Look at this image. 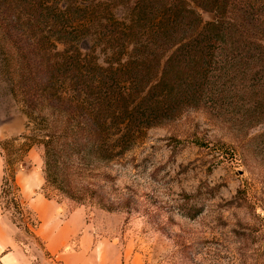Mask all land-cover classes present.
<instances>
[{
	"label": "rangeland",
	"instance_id": "rangeland-1",
	"mask_svg": "<svg viewBox=\"0 0 264 264\" xmlns=\"http://www.w3.org/2000/svg\"><path fill=\"white\" fill-rule=\"evenodd\" d=\"M24 1L0 0V125L23 117L20 134L0 135V264H264V54L211 67L198 107L149 128L119 159L95 166L85 183L99 187L103 202H72L44 188L41 146L23 154L6 144L31 133L11 34L25 38L30 20L41 26L37 38L55 36L48 26L54 16L32 13ZM134 1L36 0L73 23L71 32L85 20L65 12L69 7L102 4L108 10L99 7L97 21H123ZM245 1L264 13V0ZM14 24L18 31L5 30ZM242 25L244 36L257 37ZM98 32L91 28L81 39L83 55ZM92 54L103 63L101 47Z\"/></svg>",
	"mask_w": 264,
	"mask_h": 264
},
{
	"label": "trees",
	"instance_id": "trees-1",
	"mask_svg": "<svg viewBox=\"0 0 264 264\" xmlns=\"http://www.w3.org/2000/svg\"><path fill=\"white\" fill-rule=\"evenodd\" d=\"M24 2L32 13L54 16L48 26L55 36L37 38L35 25L41 26L30 20L25 38L11 34L31 133L6 144L23 154L41 146L44 188L72 202H103L99 187L85 183L95 166L119 159L149 128L198 107L213 80L211 67L245 61L251 51L264 54V13L245 0H135L127 20L111 14L105 22L94 18L99 7L108 10L102 4L74 5L65 12L85 22L72 32L73 23L47 2ZM203 12L215 18L204 20ZM238 19L257 37L244 36ZM5 28L18 31L15 24ZM91 28L99 38L83 55L81 39ZM97 47L103 63L91 55Z\"/></svg>",
	"mask_w": 264,
	"mask_h": 264
},
{
	"label": "crops",
	"instance_id": "crops-1",
	"mask_svg": "<svg viewBox=\"0 0 264 264\" xmlns=\"http://www.w3.org/2000/svg\"><path fill=\"white\" fill-rule=\"evenodd\" d=\"M3 120L4 121L1 122V125H0V135L12 136V135H18L22 132L23 117L20 114H13L10 117L5 118ZM44 206L48 207L49 204L45 203Z\"/></svg>",
	"mask_w": 264,
	"mask_h": 264
},
{
	"label": "water",
	"instance_id": "water-1",
	"mask_svg": "<svg viewBox=\"0 0 264 264\" xmlns=\"http://www.w3.org/2000/svg\"><path fill=\"white\" fill-rule=\"evenodd\" d=\"M213 19H214V17H213Z\"/></svg>",
	"mask_w": 264,
	"mask_h": 264
}]
</instances>
